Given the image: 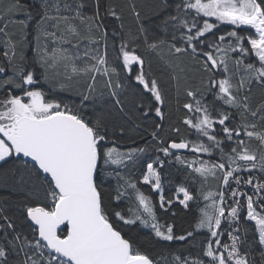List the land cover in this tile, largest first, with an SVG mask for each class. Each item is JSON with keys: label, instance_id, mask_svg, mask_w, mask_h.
Here are the masks:
<instances>
[{"label": "snow or ice", "instance_id": "6c2138e0", "mask_svg": "<svg viewBox=\"0 0 264 264\" xmlns=\"http://www.w3.org/2000/svg\"><path fill=\"white\" fill-rule=\"evenodd\" d=\"M262 2L264 0L261 2L258 0H185V10H194L196 17L214 18L220 23L234 25L235 28L247 27L255 30V38L240 36L235 30L229 31L226 35L218 37L221 43L213 45L220 52H240L242 58L234 62L237 66L243 65L244 57L254 56L259 62V67L252 63L243 65L248 73H254V75L241 78L238 84H233L231 77L212 80L210 84L212 88L218 90L217 99L231 108H242L254 120L259 121H264V105L252 110L247 103L248 97L245 95L239 98L238 93L245 89L250 91L249 84L253 79L264 83V7ZM83 7L84 4L80 0H72L71 3L69 0H51L46 2L37 25L43 29L44 21L51 20L57 22L53 27L58 28L60 21L69 24L72 19H80L81 22L87 21L94 24L101 38L106 37L107 30L101 27L99 13L95 17L84 16ZM65 12L71 15H65ZM111 15L116 16L114 10L111 11ZM169 21H176L178 29L186 30V33L180 37L185 47H174V51L176 53L190 51L194 55L201 54L198 52V47L202 38L219 26L207 20L201 24L198 19H185L179 13L170 16L165 24ZM20 23L23 27H27L24 21ZM66 31L67 36H57L56 31L42 32L45 39L53 40L57 44H71L75 51L56 47L49 54L46 50L47 58L40 59L41 66L49 63V60L71 61L74 74L79 72L92 74L89 93L94 91L96 76H104L114 103L120 106L121 101L118 98V92L112 89L111 79L113 76L118 77L119 73L108 63L106 43L101 47L90 49L89 44L99 45L100 40L95 38L88 40L83 48L82 56L80 50L83 41L73 43L69 38L79 36L76 27L69 25ZM0 35L7 37V23L0 24ZM230 38L236 43L229 44L225 48L223 42ZM245 40H248L249 48L242 47ZM16 47V44L8 39L7 50L2 52L9 66L12 65V59L16 55ZM158 47V43L149 44L152 50ZM119 50L121 55L116 59L122 60L123 67L129 73L132 65L139 66L140 72L135 78L136 81L154 97L155 101L163 104L156 82L145 78L143 59L135 54L134 49H129L127 44H121ZM202 54L206 57L205 70L227 71V60L224 56L217 57L212 52ZM88 60L93 63L89 65ZM76 61L83 62L84 67L78 68ZM7 70L6 66L0 65V76H3ZM19 75L21 77L19 83L13 79L0 80V86L12 85L15 88H24L23 96L8 94L5 99L0 100V163L11 157L30 158L38 169L50 178L52 186L50 197L53 206L51 210H46L44 207L27 209L28 218L38 226L36 229L38 236L30 242L27 238L17 235L11 242H5V246H0V264H9V253L12 249L24 252L25 259L22 264H161V261L142 254L139 250H134L129 240L125 239L113 226L104 206L102 189L98 185L105 165H115L117 168L126 166L127 160H134L144 149H134L123 153L116 147L106 148L107 137L102 131L104 126L100 120L93 123L61 103L46 101L43 92L32 90L30 87L38 83L34 72L20 71ZM115 87L120 89L123 85L117 80ZM188 95L193 97L194 102L185 104L184 107L193 116L185 119L183 123L195 129L210 143L198 142L193 146L190 142H172L161 147L160 151L164 156H172L173 150L177 152L188 150L192 153L212 155L213 149H220L223 162L209 163L199 158L187 162L194 172L205 179L215 178L218 173L220 174L222 190L209 193L204 197L205 200L211 201L208 207L212 211H204L196 225L197 231L206 229L211 237L203 255L210 258L212 264H264V214H262L264 213V153L258 154V151L250 147L252 140L259 141L264 147V131H257L255 122L242 125L243 130L231 127L229 126L230 113L221 111L218 113L219 118H214L209 106L202 104L194 93L189 92ZM25 97L28 102H25ZM83 99L88 100L90 96L85 95ZM155 114L163 119V113L159 107L155 109ZM144 115H148V112ZM217 126L220 128L219 133H217ZM157 131L159 127L151 133L153 138H156ZM220 134L224 139L218 138ZM244 136L248 138L247 141L243 138ZM226 141L234 145L227 152L222 147ZM176 159L181 164L186 163L179 156ZM160 167H163V164H160ZM242 172L249 174L247 178L240 175ZM256 172L261 173L260 179L254 175ZM142 182L145 185H151L154 191H161L159 170L152 163L147 164ZM126 185L137 193V210L132 212L128 209L130 213L128 217L114 210L112 215L116 219L127 225H133L139 221L145 227L152 228L155 236L161 241L187 240L193 235L189 232L187 235L175 236L172 226H164L157 222L150 199L137 189L136 184L128 181ZM241 185L250 187L253 194L249 195L241 191ZM179 192L183 195L180 203L187 208L188 202L194 197L185 188H180ZM124 196V191L117 190L113 198L118 203ZM241 197L244 198V204H241ZM229 200L231 203L228 202ZM160 207L167 210L163 195L160 196ZM245 208L246 220L254 222L255 231L258 233L255 243L260 249L259 260L253 257L250 251H241V245L246 241L242 240L238 233L241 232L240 214ZM3 220L8 229L13 228L7 217H3ZM222 223L225 225L224 229L221 228ZM62 224L70 225V230L63 239L57 234V229ZM3 229L4 225H0V231ZM226 230L231 243L221 244V237ZM247 231L248 229L245 228V235ZM25 247L34 250L35 255L25 252ZM44 249L49 251V255H45ZM164 259L161 257V260ZM173 262L174 264H205L203 260H192L180 256L173 257Z\"/></svg>", "mask_w": 264, "mask_h": 264}, {"label": "trees", "instance_id": "16d2710c", "mask_svg": "<svg viewBox=\"0 0 264 264\" xmlns=\"http://www.w3.org/2000/svg\"><path fill=\"white\" fill-rule=\"evenodd\" d=\"M80 2L84 4L86 16L95 17L99 13L101 27L107 30L105 39L107 40L108 63L119 73L118 77H111L112 89L118 92L120 106L114 103L110 90L106 86L107 80L102 75L96 77L94 91L91 93H89V86L92 83V75L84 80V85L75 83L76 85H71L67 90L58 91L56 89L58 81L54 80L52 71L46 65L41 66V58L35 52L37 46L29 36L33 33V24L29 29L23 27L21 23L8 26V35L5 38L11 39L17 46L11 66L2 54L7 50V45H5L7 41L2 42L0 39V65L8 69L3 76H0V80L13 79L19 83L20 71L34 72L38 83L30 87L32 90L43 92L46 101L61 103L63 106L73 105L72 108L76 110L80 109L84 103V108L79 114L93 123L97 120L101 121L104 126L102 131L107 137L106 148L116 147L122 151L144 149L142 154L124 169L114 171L104 166L102 170L98 185L102 189L104 206L108 211L110 221L123 237L129 240L134 250H139L140 253L161 261V264L165 262L174 264L173 257L175 256L209 262V258L203 253L211 239L210 234L206 229L199 231L196 229L207 206V201L204 199L206 196L204 179L188 166L187 162L191 161L188 151L183 155L173 153L172 156H164L160 148L172 142H190L193 146L198 142L210 143L195 129L183 123L185 119L193 116L184 107L185 104L194 102L193 97L188 95L189 92L194 93L202 104L209 106L214 118H219L218 113L221 111L228 112L231 115L229 126L243 130L242 125L246 122V112L242 108L232 109L217 99L218 90L211 87L210 81L231 77V82L238 84L241 78L252 75L246 72L243 65L252 63L259 67L258 60L251 55L243 58V65L237 66L234 62L242 58L240 52L224 53L213 46L214 43H221L218 37L226 35L229 31L235 30L238 35L245 37L248 36V31L219 24L213 32L202 38L198 47V52L201 54L194 55L190 51L176 53L174 47H185L180 37L186 33V30L178 29L176 21H169L168 24H165V21L178 13L185 19H198L201 24L204 21V18L196 17L193 10H185V0H80ZM262 7H264V2H262ZM112 10L115 11L116 16L111 15ZM41 12V7L36 0H3V3H0V17L30 13L39 16ZM95 35L100 34L97 32ZM161 41L163 43H160ZM154 42L158 43L159 47L152 50L149 44ZM235 43L236 41L230 38L224 41L223 45L227 48L229 44ZM121 44H127L129 49H134L135 54L143 59L145 78L156 82L163 104L155 101L154 97L136 81L135 78L140 72L139 66L132 65L129 73L123 67L122 60L116 59L121 55L119 50ZM242 47H250L248 40L244 41ZM204 52H212L215 56L226 54L227 71L205 70L206 57L202 54ZM117 80L123 85L120 89L115 87ZM249 87L250 91L241 90L238 97L243 98L246 95L249 107L255 110L258 106L264 105V83L253 79ZM87 93L90 99L84 100L83 96ZM8 94L23 96L24 88H15L12 85L0 86V100L5 99ZM25 102L28 101L25 100ZM157 107L163 113V119L156 116ZM145 112H148V115H144ZM157 127L159 131H157L156 138H153L151 133L156 131ZM260 128L264 131V121H260ZM219 132L220 128L217 126V133ZM218 138L224 139L222 134ZM232 146L234 145L230 141L222 145L225 152ZM192 154L205 158L210 163L223 162L220 149H213L212 155ZM177 156L184 159L186 163L181 164L176 159ZM149 163L159 170L161 193H157L150 185L142 182ZM160 164H163V167H160ZM226 167H228L227 164ZM240 175L247 178L249 174L242 172ZM254 175L258 179L261 177L259 172ZM128 181L135 183L137 189L150 199L159 224L172 226L175 236L187 235L189 232L193 235L187 240L161 241L155 236L152 228L145 227L139 221L136 224L127 225L116 219L112 215L114 210L120 211L126 217L130 216L128 209L132 212L137 210V193L127 187L126 182ZM180 188H185L194 197L188 202L187 208L180 203L182 199ZM51 190V181L45 178L36 166H32L26 160L11 157L0 164V225H4L3 231H0V246H5V242H11L17 235L27 238L30 242L37 238V228L31 224L27 209L44 207L46 210H51L53 206L50 197ZM117 190L125 192L124 198L118 203L113 198ZM241 191L249 195L253 194L252 189L246 185H241ZM161 195L165 200L166 211L160 207ZM240 200L241 204L245 203L243 197ZM228 202L231 203V200ZM3 217L9 219L13 225L12 229L6 227ZM239 226L241 232L238 234L241 235L242 240L246 241L241 245V251L248 250L253 257L259 260L260 249L255 243L258 233L255 231L254 222L246 220V208L240 214ZM221 228H225L223 223ZM245 228L248 229L246 235L244 234ZM68 231V227L64 228L60 237L65 238ZM229 243L231 240L226 230L221 237V244ZM24 251L35 255V251L27 247ZM161 257L165 259L161 260ZM24 259V252H19L17 249H12L9 253V264H22Z\"/></svg>", "mask_w": 264, "mask_h": 264}, {"label": "rangeland", "instance_id": "374dc122", "mask_svg": "<svg viewBox=\"0 0 264 264\" xmlns=\"http://www.w3.org/2000/svg\"><path fill=\"white\" fill-rule=\"evenodd\" d=\"M36 2L38 3V5L41 7V10L43 11L46 2H51V0H36ZM71 2H72V0H69V3H71ZM0 3H3V0H0ZM133 8H135V5H133ZM50 14L55 15L56 13H50ZM64 14L65 15H71L70 13H67V12H65ZM82 14L84 16H86L85 7H83V9H82ZM40 18H41V14L39 16H36L35 14H31V13L27 14V15H17V16H14V15L13 16L3 15L2 17H0V24L7 23L8 26H9V25H12V24H15V23H20V21H24L27 24V28L28 29L31 27L30 25L33 24V27H32L33 33L29 34V36H31V38L33 39L32 40L33 43L36 44L37 48H35V52L38 53L40 58L45 57V51L46 50L50 54L52 51L55 50L56 47H60L61 49H68L70 51H75L74 49H72V45L71 44H68V43L57 44L53 40L45 39L43 37V34H42L43 31L48 30V31H56L57 32V36H61V35L67 36L68 34H67L66 29H67V27L69 25L75 26L77 31L79 32V36L78 37H69L70 39H72V42L73 43H81V41H83V43H81L80 55L83 56V48H84L85 44L88 43V40H90V39L95 38L97 40H100V44L99 45H90L89 44L88 47L90 49L91 48L101 47L105 43L107 45V40L105 39V37L102 39L100 37V35H98V36L95 35V33L98 32L100 34V32L97 31L96 28H95V25L94 24H90V22H87V21L86 22H81L80 19H72V20H70L69 24H65V22L60 21L59 22V27L58 28H54L53 25L56 24L57 22L56 21H51V20H46L47 22L44 21L43 29H40L39 26L37 25V20L40 19ZM199 18H201V17H199ZM202 18H204V20H207V21H213V22L218 23V24H222V25H226V26L235 28L234 25L220 23V22L216 21L214 18H207V17H202ZM61 23H63V24H61ZM235 29L247 30L248 31V36L247 37L255 38V30L254 29H250V28H247V27H240V28H235ZM29 36H28V38H29ZM0 39L2 40V42H5V41L8 40V38H5L4 35H0ZM5 45H7V42L5 43ZM228 52L230 54L235 53V52H231V51H228ZM224 53H226V52H224ZM216 56L217 57L224 56L225 59H226V54L225 55L218 54ZM45 58H47V57H45ZM87 63L89 65H91L93 63V61L88 60ZM45 65L52 71V73H53V75L55 77L54 80L56 79L58 81V84L56 86L57 87L56 89H58V91L67 90V89H69V87L71 85H74L75 83L84 85V80L86 78H89L92 75L91 73L84 74L82 72L74 74L72 72V66L73 65H72L71 61L49 60V63H47ZM76 66L78 68H82V67H84V63L81 62V61H76ZM227 66H228V61H227ZM87 95H88V93H87ZM25 100H27L26 97H25ZM224 105H226V104H224ZM226 106H228V105H226ZM66 107L71 109L72 111L80 113V112H82V109L84 108V103L81 105L80 109H78V110H76L75 108H72L73 105L72 106L66 105ZM232 109H236V108H232ZM245 118H246L245 124H249V123L255 122L257 124V131H262L261 128H260V121L259 120H254L250 115H248V113H245ZM243 138L246 141L248 140V138L246 136H244ZM253 146H255V147H253ZM250 147L253 150L258 151V154L264 153V147H262L260 145L259 141L252 140L250 142ZM118 150L120 152H123V153L129 152V151H122L120 149H118ZM188 153H189V156H188L189 160H193V159L199 158L202 161H207V162L210 163L209 160H207L205 158H202V157H197V156L193 155L192 152H190V151H188ZM141 154L142 153H140L138 156H140ZM135 159H136V157L134 158V160H127L126 166L130 165L131 163H133V161H135ZM105 166L108 169H110V170L114 169V171H119V170H122V169H124L126 167V166H123L121 168H117L115 165H110V164L109 165H105ZM202 178L204 179V187H205V190H206V196L209 193H217V192L222 190L221 185H220L221 182H220V174L219 173L217 174V176L215 178H213V177H208L207 179H205L204 177H202ZM161 192L162 191H159L157 193H161ZM182 198H183V195H182ZM206 201H207V206L205 208V211L211 212L212 210L208 207V205L211 204V201L210 200H206ZM43 251L45 252L46 256L49 255V251L47 249H44ZM165 264H168V263L165 262ZM205 264H212V262L210 261V258H209V262H205Z\"/></svg>", "mask_w": 264, "mask_h": 264}, {"label": "water", "instance_id": "95a60500", "mask_svg": "<svg viewBox=\"0 0 264 264\" xmlns=\"http://www.w3.org/2000/svg\"><path fill=\"white\" fill-rule=\"evenodd\" d=\"M188 150H180V151H176V150H173V153H176V154H179V155H183L187 152ZM24 160H26L27 162L31 163L33 166H36L35 163L33 161L30 160V158H27V157H20ZM38 168V166H36ZM39 172L47 179L50 180V178L47 177L46 174H43L42 171L39 170ZM31 224L37 228L38 226L34 225V223L30 220ZM68 227L69 230H70V225H67V224H62L58 229H57V234L60 236V233L62 232V230H64V228ZM122 235V234H121ZM123 236V235H122ZM63 239V238H62Z\"/></svg>", "mask_w": 264, "mask_h": 264}, {"label": "bare ground", "instance_id": "6f19581e", "mask_svg": "<svg viewBox=\"0 0 264 264\" xmlns=\"http://www.w3.org/2000/svg\"><path fill=\"white\" fill-rule=\"evenodd\" d=\"M132 1V0H131ZM125 6V5H124ZM127 7L125 6V9H126ZM130 9V8H129ZM134 11H135V9H134ZM47 22V21H46ZM61 24H63V23H61ZM52 26V25H51ZM143 27V26H142ZM145 29V28H144ZM147 29V28H146ZM146 32V31H145ZM64 34V33H63ZM148 34V33H147ZM103 39V38H102ZM105 42V41H104ZM92 77V76H91Z\"/></svg>", "mask_w": 264, "mask_h": 264}]
</instances>
